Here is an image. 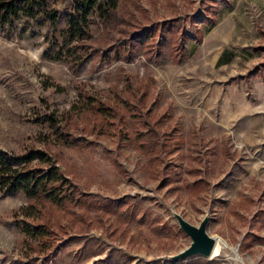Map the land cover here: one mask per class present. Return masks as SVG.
Wrapping results in <instances>:
<instances>
[{"label": "rangeland", "instance_id": "obj_1", "mask_svg": "<svg viewBox=\"0 0 264 264\" xmlns=\"http://www.w3.org/2000/svg\"><path fill=\"white\" fill-rule=\"evenodd\" d=\"M172 18L179 20L170 42L183 49L177 63L144 62L140 45H115ZM116 19L113 28L89 24L92 51L76 74L41 57L61 19L0 27V150L41 147L45 135L59 169L88 201L71 215L32 201L56 241L46 258L28 259L20 223L28 200L0 192V264H264V76L246 77L264 59V0H120ZM78 82L109 109L85 113L71 132L64 112L77 100ZM139 95L142 110L131 112L122 98ZM49 111L80 139L76 147L53 140L39 118ZM156 118L160 132L168 126L180 138L165 156L138 147L149 128L136 121ZM172 212L195 226L206 216L205 232L218 240L208 257L168 259L190 242Z\"/></svg>", "mask_w": 264, "mask_h": 264}, {"label": "trees", "instance_id": "obj_2", "mask_svg": "<svg viewBox=\"0 0 264 264\" xmlns=\"http://www.w3.org/2000/svg\"><path fill=\"white\" fill-rule=\"evenodd\" d=\"M119 2L120 0H0V27L10 25L20 18H41L38 24L48 23L52 26L61 19L62 26L57 32V38L47 43L41 57L49 61L62 62L72 74H76L92 51L89 44L91 40L89 24L95 22L104 28H113L117 22L116 10ZM203 18L200 17L199 21L202 22ZM193 19V17L188 18L189 26H194ZM178 20V18H172L159 24L142 26L131 31L126 37L116 39L115 45L129 49L132 46L140 45V50L143 51L145 49L143 47H146L145 52L141 51L144 62H159L163 56L164 60L177 63L183 49L178 43L171 44L170 40ZM180 21V25L184 28V20ZM209 28L210 26L204 31L207 32ZM162 44L165 47V52H163ZM102 56L105 57V53ZM250 75L264 76V59L247 71L246 77ZM75 88L78 92L77 100L64 112L67 115H72L71 132L76 131L73 122L75 123L85 113L97 116V113L103 112V106L105 110L109 109V105L104 102V99L85 93L82 84L79 82ZM129 93H132L133 98L135 97V92L129 91ZM122 100V103L127 106H129L128 103L132 105V107H126L131 112L135 113L142 110L140 108L142 104L141 95L134 102L127 98H122ZM148 113V109L143 110L137 116L144 115L147 117ZM131 116L134 115L131 114ZM39 118L40 121L42 120L44 124H47L49 133L57 144L71 147L78 145L80 139H76L74 134L68 130L69 127L62 117L53 116V113L49 111ZM136 123L139 125V130L149 128V130H144V136L141 135V132L138 133L143 137L138 141L140 149L147 152L157 150L165 156L179 148V135H175L173 130H170L166 125L164 131L158 130L161 125L159 118L152 122L141 119L137 120ZM126 124L129 129L131 124ZM46 141V136L40 134L37 143L41 147L34 146L35 143L32 141L29 145H23L24 148L20 153L0 150V192L7 194L20 192L28 200L27 207H23L20 211L26 219L19 221L22 226V233L26 235L24 243L26 250H24L25 258L28 257V259L34 256H30V254H41L43 258H46L45 253L50 251L52 243L56 241L54 231L50 227V221H39L34 217V211L37 214L40 212V208H36V204H40V202L34 204L31 203L32 201L41 200L44 204L50 205V208L67 211L70 215L72 208H74L73 205L84 204L86 207L88 202L79 197L81 194L75 190L74 184L59 169L55 157L46 147ZM65 224L67 225V223Z\"/></svg>", "mask_w": 264, "mask_h": 264}, {"label": "water", "instance_id": "obj_3", "mask_svg": "<svg viewBox=\"0 0 264 264\" xmlns=\"http://www.w3.org/2000/svg\"><path fill=\"white\" fill-rule=\"evenodd\" d=\"M178 228L189 238V244L168 257L172 261L182 260L184 258L199 255L208 257L212 251L215 239L205 232L206 216H203L195 226L184 220L179 214L172 212Z\"/></svg>", "mask_w": 264, "mask_h": 264}, {"label": "bare ground", "instance_id": "obj_4", "mask_svg": "<svg viewBox=\"0 0 264 264\" xmlns=\"http://www.w3.org/2000/svg\"><path fill=\"white\" fill-rule=\"evenodd\" d=\"M215 244H216V245L218 244V240H217V239H215V241H214L213 250H215V249H216V246H215Z\"/></svg>", "mask_w": 264, "mask_h": 264}]
</instances>
